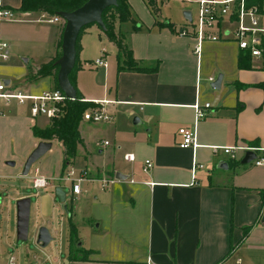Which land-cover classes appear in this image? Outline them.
<instances>
[{
	"label": "crops",
	"instance_id": "obj_1",
	"mask_svg": "<svg viewBox=\"0 0 264 264\" xmlns=\"http://www.w3.org/2000/svg\"><path fill=\"white\" fill-rule=\"evenodd\" d=\"M128 2L131 16L116 22L115 29L124 35L141 65L156 68L118 69L117 47L102 28L90 23L80 31L79 53L93 49L102 54L107 40L109 52L115 54L111 60L115 59V68L114 62L108 67L107 58L106 65L95 64L101 73L98 91H83L76 85L77 75L72 77L84 99L107 100L103 104L113 118L100 122V137H110L113 145L105 171L108 176L116 171L125 175L94 195L91 215L97 227L86 247L79 243L81 247L75 249L89 252L71 257L73 246L68 241L63 264H147L149 260L155 264H264V165L241 162L245 150H238L232 159L221 147L264 145V66L251 58L250 67H240L241 49L234 41H205L198 54L193 38L180 35L159 11L154 15L145 0ZM20 4L21 0H0V8L14 11L13 18L0 19V39L8 43L9 53L0 60V78L16 87L13 82L29 74L30 85L22 89L39 93L56 87L53 74L34 76L40 65L60 55L64 20L46 21V11H22ZM157 20L172 25H160ZM107 52L105 47L103 55ZM30 60L28 73L24 65ZM219 72L220 87L211 88L209 77L214 79ZM197 99L211 105L195 122ZM20 104L3 106L0 113V159L6 165L14 160L11 165L16 168L10 175L16 178L41 140L33 134L32 125L44 127L50 121L38 125V116L32 120ZM180 126L194 127L195 146L178 145ZM51 141V148L54 144L60 148L54 154L59 173H49L50 156L33 168L62 180L73 157L64 163L62 142ZM124 152H133L134 159H125ZM147 159L152 165L144 170ZM221 160L227 167L217 166ZM194 161L202 165L192 170ZM16 189V198L29 194ZM48 228L52 233L53 225Z\"/></svg>",
	"mask_w": 264,
	"mask_h": 264
},
{
	"label": "rangeland",
	"instance_id": "obj_2",
	"mask_svg": "<svg viewBox=\"0 0 264 264\" xmlns=\"http://www.w3.org/2000/svg\"><path fill=\"white\" fill-rule=\"evenodd\" d=\"M157 3L160 16L172 21L177 30L179 24L186 20L183 14L184 9L191 10L193 20L196 21L197 3L194 0H157ZM104 43L108 52L103 56L107 58L108 67L112 66L114 62L113 68H115V59L113 62L111 61L112 58H115V54L109 52L108 41L106 40ZM85 54L86 56H84ZM85 54L79 53V50L77 52V64L81 66H77L73 70V75H77L76 85L83 91H98L101 73L90 59L98 58L102 54L101 52L95 54L93 49H89ZM32 65V60L24 65L28 73L32 70ZM28 75H26L27 77L22 75L13 84L16 87L27 89L31 82L28 80ZM215 75L217 76V74ZM91 83L93 85H90ZM15 105L16 101H13L9 106ZM18 106L27 108L29 111V101ZM48 121L49 118L45 115H39L36 118L38 125H44ZM101 125L100 122H89L82 118L80 127L83 129V138L77 144L75 155L66 164L67 166L61 175L62 180H55V174H45L50 182L46 190L45 188L37 190L31 186L29 172L27 175H21L18 178L11 176L10 172L16 168V165L2 164V159H0V264H7V258L10 254L15 256L16 264H63V259L67 254L68 241H71V245L74 247H72L73 251L81 247L79 243L86 247L90 242L97 227L96 220L91 213L94 209V195L102 188L99 178L110 177L105 168L109 167L106 163L110 159L109 148L112 147L113 142L108 136L101 139L102 133L99 129ZM102 148L103 151H100ZM56 152L60 153V148L54 144L50 151L44 153L32 164V168L33 165L40 164L44 158L50 156L53 159L49 158L48 161L47 169L51 170L49 173L53 170L59 173L61 166L58 167V160L54 157ZM69 169L74 171L71 177H77L81 171H86L85 178L79 182L82 190L80 194L72 192L70 179H64ZM4 175L7 177L5 178ZM58 184L62 185L65 190L66 197L63 201L54 194V186ZM16 187H21L22 190L28 192L31 198L28 234L24 238H20L16 234ZM50 194L51 198H48ZM69 210L72 211L71 218ZM42 224H47V227L50 224L53 225V232L51 233L53 238L45 246H40L35 240L38 227ZM56 256L59 258V262L52 261V258Z\"/></svg>",
	"mask_w": 264,
	"mask_h": 264
},
{
	"label": "built area",
	"instance_id": "obj_3",
	"mask_svg": "<svg viewBox=\"0 0 264 264\" xmlns=\"http://www.w3.org/2000/svg\"><path fill=\"white\" fill-rule=\"evenodd\" d=\"M197 3V18L186 19V23L178 27L180 35H186L193 38V50L200 54L205 41H234L237 46L247 51L250 56L264 66V9L255 5H247L245 0H194ZM44 20L53 22L63 19L58 14L43 13ZM14 11L8 7L0 8V19L13 18ZM105 47H102V55L93 60L96 65H106V59L103 56ZM9 56L8 43L0 39V60H5ZM258 64V65H260ZM213 79L212 76L209 77ZM72 99L65 95L59 87L43 90L39 93L27 92L19 87H12L0 78V113L3 106H9L13 101L25 103L29 101V114L32 120L39 115H45L48 118L59 116L62 110V104L66 99ZM107 100H95L93 106L87 107L82 112V118L92 122L109 121L113 118L112 113L104 106L103 102ZM101 103L100 105L98 104ZM211 105L210 101H200L197 99L193 103L194 121L206 114L207 108ZM180 140L178 145L181 147L195 146L196 135L194 127L180 126L178 128ZM224 152L235 159L238 156V150L248 148L255 151L256 156L252 159L254 164L264 165V145L243 146L239 144H226L221 146ZM123 157L128 160L134 159L133 152H124ZM152 165L150 160H145L143 169ZM201 163L196 161L192 164V170ZM85 170L81 171L77 177H71L74 174L73 169L67 171L64 179L72 181V192L79 193L81 190L80 181L85 178ZM31 184L37 190L46 187L49 184V178L41 173L38 167L29 169ZM63 179V177H62ZM115 175L99 178L102 188L108 187L111 183L117 181ZM133 181V179H130ZM7 264H16L15 256L10 254L7 258ZM147 264H155L147 261ZM214 264H221L220 262Z\"/></svg>",
	"mask_w": 264,
	"mask_h": 264
},
{
	"label": "trees",
	"instance_id": "obj_4",
	"mask_svg": "<svg viewBox=\"0 0 264 264\" xmlns=\"http://www.w3.org/2000/svg\"><path fill=\"white\" fill-rule=\"evenodd\" d=\"M85 0H21L19 6L22 11L30 10H43L49 14H57L59 10H72L75 7L82 4ZM154 15H158L159 5L157 0H145ZM247 5H255L260 9H264V0H245ZM131 16L130 6L128 0H117L116 4L108 5L102 12V19L105 24V28L102 29L103 33L107 38L114 41L117 51L116 56L118 57V69H138V70H149L155 69V66L147 67L141 65L137 59L133 56L132 50L126 45L124 41V35L121 32L116 31V22L124 21L129 19ZM93 23V22H92ZM157 23L162 25H172L169 21L157 20ZM90 24V23H89ZM87 25V24H86ZM85 25V26H86ZM84 27V26H83ZM80 29V31L83 29ZM80 34V32H79ZM79 37V35H78ZM78 37L76 40V50L78 52L79 43ZM251 56L247 51L241 50L238 55V65L240 67L251 66ZM56 58H53L42 65L36 70L35 76H43L53 74L56 80V72L58 65L54 62ZM78 66L77 64V53L76 60L72 70L69 73L70 80L75 85L73 79V70ZM56 87L57 81H56ZM96 103L92 100H86L83 98L81 93L76 87V96L72 99H66L62 104V110L59 116L49 118L48 125L39 127L32 125V132L35 136L40 139L51 140L57 138L62 142L63 145V161L66 163L70 158L75 155L76 147L81 142L80 133L78 130V123L82 119V112L87 107L93 106ZM71 257L84 256L86 251L72 250Z\"/></svg>",
	"mask_w": 264,
	"mask_h": 264
},
{
	"label": "water",
	"instance_id": "obj_5",
	"mask_svg": "<svg viewBox=\"0 0 264 264\" xmlns=\"http://www.w3.org/2000/svg\"><path fill=\"white\" fill-rule=\"evenodd\" d=\"M116 3L117 0H85L82 4L72 10L57 11V14L63 18L64 25L61 36V53L54 61L58 65L56 81L58 87L63 90L66 96L71 98L76 96V87L70 80L69 73L75 64L77 53L76 40L80 29L86 24L92 22L97 23L102 29H104L105 24L102 19V12L106 6ZM183 14L188 19L191 18L189 9H184ZM221 78L222 73L219 72L217 76L210 81V87L219 88ZM51 145V140H39L27 155L21 169V174L27 175L31 165L47 152L51 148ZM255 156V151L248 148L245 150L240 161L250 162ZM9 163L13 164L14 161L10 160ZM217 166L227 167V163L225 160H221L217 163ZM124 175L125 174H122L119 171L115 172L117 178L124 177ZM54 194L59 200H65L66 194L62 185L58 184L54 186ZM30 203L31 198L29 195L16 199V234L20 238H24L28 234ZM261 220H264V208L261 213ZM52 238L53 236L46 225L42 224L38 227L35 240L40 246H45Z\"/></svg>",
	"mask_w": 264,
	"mask_h": 264
}]
</instances>
